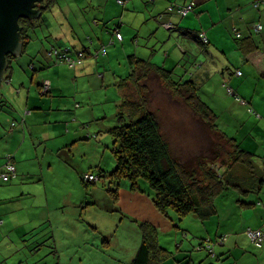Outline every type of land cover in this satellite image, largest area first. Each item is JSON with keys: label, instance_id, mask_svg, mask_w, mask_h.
<instances>
[{"label": "crops", "instance_id": "1", "mask_svg": "<svg viewBox=\"0 0 264 264\" xmlns=\"http://www.w3.org/2000/svg\"><path fill=\"white\" fill-rule=\"evenodd\" d=\"M188 2L195 3L188 17L168 12L172 3ZM160 14H164L162 19ZM163 20H172L176 28H166ZM259 23L262 30L257 29ZM37 25L25 52L12 63L7 75L10 88L6 95L16 111L10 119L5 114L7 127L0 124V169L13 161L17 175L9 181L0 179V262L16 252L25 232L49 234L56 241L64 238L63 250L69 241L77 240L71 234L74 222L78 221L76 227L83 231L82 222L71 218L72 213L82 212L78 205L67 212L66 205L61 204H72V177L82 180L83 176V137H87L83 136V111H90L92 117L98 114L94 108L83 109V78L95 73L104 78L106 72L111 78L127 77L133 71L134 56L173 69L174 74L183 69L184 76L179 75L182 81L186 77L203 85L210 77L219 80L214 101L205 100L217 115V128L252 152L255 165L221 167L231 184L216 197V213L206 219L193 214L202 219L200 231L182 229L185 223H175L174 217L155 207L150 193L141 191L138 199L143 210L133 220L151 221L163 235L176 227L183 230L182 235H176L175 257L180 264H214L216 260L218 264H264V244L257 247L246 232L247 227L264 226V5L257 8L252 0H128L124 5L117 0H51ZM118 30L122 39L116 36ZM200 33L206 34L208 43ZM241 42L246 48L257 45L261 51L247 56ZM53 46L69 49L72 59L80 50L86 56L72 66L67 59L61 62L49 53ZM226 48L233 50L230 57ZM203 49L209 55L205 61L198 57ZM218 54L225 57L217 58ZM29 67L33 68L32 75ZM125 76L117 81V92L104 95L107 102L115 100L116 113L111 119L117 118L123 99L133 94V84L121 87ZM230 86L235 94L229 92ZM134 94L136 99L139 94L135 89ZM1 96L6 98L3 92ZM221 110L228 113L226 118L219 114ZM103 167L100 171L114 169ZM56 188L68 195L52 208L48 191ZM139 233L142 238L141 230ZM190 234L199 240L191 241ZM212 240L216 241L215 255L209 258L206 246ZM162 264L176 263L169 258Z\"/></svg>", "mask_w": 264, "mask_h": 264}, {"label": "rangeland", "instance_id": "2", "mask_svg": "<svg viewBox=\"0 0 264 264\" xmlns=\"http://www.w3.org/2000/svg\"><path fill=\"white\" fill-rule=\"evenodd\" d=\"M233 37L231 35L232 39ZM234 42L236 43V41ZM232 51V48H226V56L230 57ZM206 56L209 55H206L204 49L199 51V59L205 61ZM219 57L224 58L225 56L218 54L217 58ZM58 61L64 62L62 60ZM101 71H104V68ZM182 71L183 69L176 71L178 76H176V73L174 74L175 80L180 81L179 75L184 76ZM33 72V68L29 67L30 75ZM18 74L19 71L15 73L14 77ZM95 74L83 78V109L94 108L98 110L96 117H92L90 111L86 109L83 111V136L87 135L86 138L83 137V176L86 172L95 171L94 173L98 174L100 171L99 167L102 166L109 170L115 166V157L112 152L114 139L108 129L118 123L115 116L111 119L116 113V106L114 105L115 100L107 102L104 95L107 94V91L111 94L117 92L118 86L116 83L125 75L112 76L111 78L109 72H106V76L103 78L98 73ZM186 79L190 78L185 77L184 80ZM220 83L219 80H213V77L206 79L203 85L201 82L196 83L198 87L202 85V88L199 87L198 90L201 98L205 102V99L214 101V93L218 90ZM18 84H15L17 88ZM147 84L149 87L147 96L149 97L151 108L159 115L162 129L171 143L173 153L183 160L194 158L195 167L198 166L196 158L200 153L209 157L213 156V140L208 136L207 125L202 124L191 105L158 79L148 80ZM139 85L140 87L143 86V80L140 81ZM8 88H10V83L6 81L2 92L7 99L1 96L2 92L0 93V115L4 113L3 116H0L2 127H7L4 119L5 114L8 115L6 116L8 117L7 119H10L13 117L14 111H16L12 106L14 103L6 95ZM138 88V85L136 87L133 86L130 89V93L132 92L133 94L128 96L134 98V89L139 93ZM91 96L94 97L92 98ZM206 103L208 104V102ZM219 114L222 118L228 116L226 110H221ZM221 145L228 149L229 145L224 140L221 141ZM225 157L226 150L224 149L221 152V158L216 164H225ZM56 165L59 166L57 160ZM83 176V181L80 177H72V204L70 205V202L64 201L61 203L66 205L67 212L70 211L69 207L75 208L76 205H78L79 211L82 210L80 213L71 212V218L80 220L82 222L81 225H83V231H80L76 227L78 221L73 224V232L71 234L77 240L69 241L66 246H63V250H60L64 238L59 237L56 241L57 238H51L49 234L42 235V232L36 233V231L25 232L18 240L19 246H17L16 252L3 262H0V264H121V261L126 264L132 261L142 243L139 223L133 220L143 210V206H140L141 202L138 199L140 190H133L129 181L123 178L119 185L118 197L116 198L112 191L115 184L107 177H98L97 180L87 182L84 181ZM138 182L140 188L147 191L146 193H154V188L148 180L140 179ZM232 194L228 190V195L231 196ZM65 195L67 196L68 194H63L58 188L55 190L50 189L48 196L52 200L50 202L52 203V208L60 198L64 199ZM38 198L43 200L44 196L39 195ZM58 209H61V207ZM171 216L176 219L175 223L178 225L185 223L184 226H181L182 229L185 228L187 230L186 227H188L192 231H200L201 227L199 225L202 219L194 217L193 214L179 217L175 212L171 211ZM115 224L119 225V227H115ZM177 232L182 235L183 230L176 227L173 232L167 235L159 233L158 240L160 246L164 248L168 246L171 249L173 254H170V261L180 264V261L175 257L177 252ZM190 238L191 241L199 240L197 235L193 237L190 234ZM8 240L10 244H13L10 238ZM187 242L190 243V241ZM188 245L191 246L192 244ZM211 256L214 255L209 253L208 257L211 258ZM213 262L218 264L217 260Z\"/></svg>", "mask_w": 264, "mask_h": 264}, {"label": "trees", "instance_id": "3", "mask_svg": "<svg viewBox=\"0 0 264 264\" xmlns=\"http://www.w3.org/2000/svg\"><path fill=\"white\" fill-rule=\"evenodd\" d=\"M50 4L51 0H48L47 10ZM40 20H30V25L24 26V41L28 39L27 28L30 30L37 27ZM251 46L243 47L241 42L245 55L261 51L259 46ZM261 53L264 58V51ZM131 64L133 71L124 78L121 87L125 89L130 84L135 87L138 85L139 95L136 99L127 96L119 105L118 123L108 129L114 139L112 151L116 165L109 172L101 168L98 175L107 177L115 184L112 191L116 198L123 178L129 181L133 190L142 192L147 191L140 188L138 181L146 179L154 188V193H148L160 212L170 218L173 211L179 217L195 214L206 219L216 213V197L231 184L221 167L242 164L252 168L255 165L253 153L217 128V115L199 95L195 80L177 81L173 77V69L157 66L134 56H131ZM151 79L162 81L174 93L182 96L191 105L202 124L207 125L208 136L213 140V156L200 153L196 158L197 167L194 166V158L183 160L173 153L171 143L162 129L159 115L151 108L147 96L149 90L147 81ZM141 80L142 87L139 85ZM222 140L229 145L228 149L221 145ZM224 149L225 164H216ZM139 227L142 232V243L132 261L126 264H162L169 259L173 253L160 246L158 226L151 221L143 220L139 222Z\"/></svg>", "mask_w": 264, "mask_h": 264}, {"label": "water", "instance_id": "4", "mask_svg": "<svg viewBox=\"0 0 264 264\" xmlns=\"http://www.w3.org/2000/svg\"><path fill=\"white\" fill-rule=\"evenodd\" d=\"M46 0H0V93L4 83L9 82L7 75L10 63L9 56L19 58L28 46L32 34L27 28L28 39L24 41V27L20 24V18L30 20L42 19L47 10Z\"/></svg>", "mask_w": 264, "mask_h": 264}, {"label": "built area", "instance_id": "5", "mask_svg": "<svg viewBox=\"0 0 264 264\" xmlns=\"http://www.w3.org/2000/svg\"><path fill=\"white\" fill-rule=\"evenodd\" d=\"M127 1L128 0H117V2L121 5H124ZM151 1H154V0H151ZM252 3L254 4L255 7L260 8L261 5H264V0H252ZM168 9H169L168 10L169 13L176 12V13L180 14L181 16H186L190 12L194 11L195 3L194 2H188V3H184V4L172 3ZM163 16H164V14H160L159 15L160 19H162ZM162 24L168 29H175L176 28V25L172 20H163ZM257 29L262 30L263 25L259 23L257 25ZM116 36L119 39L123 38V34L119 30L116 31ZM237 36L241 37L242 34L237 31ZM200 37L204 43L209 42L208 37L206 36L205 33H200ZM103 53H106L105 47L103 48ZM50 54H54L55 57L59 60L67 59L68 62L70 63V65H72V66H74L77 62H81L82 58H84L86 56V53L84 51H79L77 53L76 59H72L69 55V49H62V48H52V50L50 51ZM237 74L241 75L242 71L240 69H238ZM46 88L47 89L50 88V85L46 84ZM228 90L231 94H235V91L233 90V88L231 86L228 87ZM237 97L243 103H246L245 99L241 98L239 95H237ZM251 110H253V109H251ZM13 125H14V123H13ZM16 175H17V167L13 161L7 162L0 169V179L3 181H9ZM98 177H99V175L95 174L94 172H86L83 176V179L87 182H91V181L97 180ZM2 222H3V219L0 218V223H2ZM246 232L249 235V237L251 238V240L253 241V243L257 247L263 246V244H264V226L258 227V228L247 227ZM215 245H216V241L212 240L206 246L212 255H215V249H214Z\"/></svg>", "mask_w": 264, "mask_h": 264}, {"label": "flooded vegetation", "instance_id": "6", "mask_svg": "<svg viewBox=\"0 0 264 264\" xmlns=\"http://www.w3.org/2000/svg\"><path fill=\"white\" fill-rule=\"evenodd\" d=\"M48 0H46L45 2H47ZM19 22H20V24L24 27H26V26H28V25H30V19L29 18H20V20H19ZM24 27V28H25ZM52 48H57V47H52ZM80 51H83V50H80ZM79 52V51H78ZM9 60H10V63H13L15 60H16V58H14V56H12V55H10L9 56Z\"/></svg>", "mask_w": 264, "mask_h": 264}]
</instances>
